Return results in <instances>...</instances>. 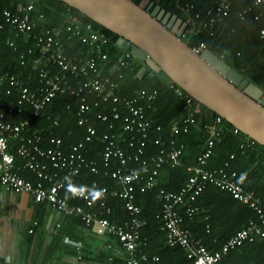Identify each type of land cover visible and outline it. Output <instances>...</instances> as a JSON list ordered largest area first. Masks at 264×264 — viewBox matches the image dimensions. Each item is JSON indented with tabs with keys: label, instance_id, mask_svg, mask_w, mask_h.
<instances>
[{
	"label": "built area",
	"instance_id": "2783aa9c",
	"mask_svg": "<svg viewBox=\"0 0 264 264\" xmlns=\"http://www.w3.org/2000/svg\"><path fill=\"white\" fill-rule=\"evenodd\" d=\"M238 1L242 2V5L235 6L234 10L233 0H213L212 5L205 6L193 15L185 14L182 18L186 21V27L182 35L202 30L212 35L214 25L221 18L232 27L233 18L253 21L264 17V0ZM0 14L11 26L14 34L32 33L40 56L51 60L61 70V73H51L46 67H39L34 88L9 71L0 73V189L28 193L34 201L47 203L59 214L69 213L78 216L97 234H110L116 237L120 243V252L126 253L123 256L125 264H146L149 258L155 264H160L157 254L149 256L141 250L146 241L141 237L144 219L141 216L140 205L135 202L136 190L144 191L157 184L158 170L163 162L179 163L183 144H177L173 135L188 131L189 124L194 122L193 113L200 110L199 106L194 105L179 124L175 123L172 126L168 143L159 137L155 139L161 147L159 152L151 157L153 166L148 167L147 160L141 159L139 155L143 151L144 138L153 125L152 118L146 114V108L155 109L151 101L155 98L157 90L140 87L133 89L130 95H119L116 92L119 81L100 72L101 64L108 60L103 47L110 42V37L95 27L91 21L83 20L69 9L62 13L58 12L57 17H48L32 1L18 2L15 9L4 7ZM2 24L0 22V27ZM259 34L264 35V27L260 28ZM73 38L88 47L87 56L74 58L68 55L65 47H72ZM9 45L13 49L16 48L13 40H9ZM191 47L200 52L206 45L200 42ZM31 51L29 48L28 52ZM216 54L221 59L225 57L222 52ZM132 55L135 56L130 49L123 48L117 62L126 65ZM38 62L39 58H36L35 63ZM66 72L75 76L81 75V79L73 84L68 80ZM65 91L73 95L78 102L77 123L84 127L83 138L71 143L67 150L62 148L60 136L50 135L44 146L42 134L30 129V118L41 115L52 98L58 92ZM176 91L181 92L180 88H176ZM192 98L191 95L186 97L187 105L192 103ZM107 104H110L112 118L121 116L118 105L125 109L122 126L124 130L130 131L131 135L128 139L122 137V140L127 139L129 145L138 142L137 153L126 155L113 135L103 131L101 138L104 140V146L100 169L104 174L116 179L119 186L109 188L98 184L96 180L86 184L72 182L70 177L77 174L82 167L92 173L99 172L98 162L86 157V141H91L96 133V127L86 112L92 106L103 108ZM24 113H27V116L17 121L13 120L15 115ZM95 117L106 121L109 119V113L97 111ZM47 118L56 125L60 116L57 113L53 115L49 113ZM222 118L216 114L213 123L208 127L209 136L205 148L197 155L196 164L188 167L190 174L183 185L176 190L164 187L158 190L162 202L160 230L163 231L168 244L181 248L185 257L189 259V264H219L230 248L245 240H253L255 236L264 235V200L236 181V173L227 168V160L221 166L206 167L212 153L214 138L222 129ZM112 126L113 123L108 121V127ZM159 128L160 125H156V129ZM238 130L236 127L233 129L234 132ZM247 137L248 143L254 142V139ZM11 142L15 143L14 151L9 149ZM230 157H233V153ZM112 158L117 160L113 168L110 167ZM129 160L140 161L143 172L129 163ZM23 170L30 171L34 179L22 175ZM210 183L228 190L234 198L248 204L258 214V221L250 220L247 226L236 230L215 249L206 247L185 224L186 217L192 219L199 211L197 202ZM110 196L124 200V207L129 213L127 218L119 222L111 218L113 209L107 202ZM72 198L79 199L80 202L71 201ZM208 227L207 224L206 228ZM75 244L80 246L81 242L75 241ZM112 258L113 256H110V259ZM111 264L116 262L112 261Z\"/></svg>",
	"mask_w": 264,
	"mask_h": 264
},
{
	"label": "trees",
	"instance_id": "16d2710c",
	"mask_svg": "<svg viewBox=\"0 0 264 264\" xmlns=\"http://www.w3.org/2000/svg\"><path fill=\"white\" fill-rule=\"evenodd\" d=\"M32 1L35 5L48 17L59 10L69 9L76 13L83 20H88L100 30L104 31L109 37L110 42L107 43L103 50L107 52L108 60L101 64V74L108 75L119 81L116 92L119 95H130L135 88L144 87L147 89L155 88L157 94L152 99L151 104L155 106L154 110L146 108V114L153 120V125L144 138L143 151L140 158L146 159L148 167L153 166L152 156H155L161 147L155 142L158 137L168 143L169 133L172 126L179 124L181 119L189 113L194 105L199 106V111L193 113L194 122L189 124L187 132H179L173 135L174 141L183 144L182 153L179 163L171 164L165 161L159 167L157 174V184L149 187L144 191L136 190L135 202L141 207V216L144 223L141 228V237L146 241V245L141 246V250L148 253L149 256L157 254L160 264H189L187 259L178 245H170L166 242L163 231L160 230V212L162 202L158 193L160 187L176 190L185 182L190 174L189 166L196 164L197 155L205 148L206 139L209 136L208 127L213 123L216 113L192 98V103L187 105L186 97L189 95L185 90L162 71L155 72L146 67L141 74H138L143 62L135 56L128 58L126 65H120L118 58L123 53V48L116 43L117 34L101 24H98L76 8L67 5L62 0H0V10L4 7L15 9L18 2ZM56 1H58L56 4ZM141 4L142 0H134ZM160 4L166 10L176 13L184 17L185 14L193 15L195 12L202 10L207 5H212L213 0H148ZM242 2L233 0L235 6L239 7ZM59 12V11H57ZM62 12V11H60ZM0 73L9 71L20 77L25 83L34 88L37 84L36 73L39 67H46L51 73H61L59 67L44 56H40L38 47L32 37V33L14 34L11 26L6 23L0 14ZM234 23L230 27L224 18L217 21L214 25V33L209 35L205 31L198 33L186 32L182 35L183 39L190 45L195 46L200 42H204L206 47L214 52L224 53V59L238 69L242 74L250 80L257 83L264 89V35L260 36L259 30L264 27V17L248 21L232 19ZM9 40H13L16 48L13 49L9 45ZM72 47H65L68 55L79 58L89 54L88 47L73 38L71 40ZM31 48L32 51L28 52ZM22 55V57H20ZM36 58L39 62L35 63ZM23 62L21 63V60ZM71 83H76L81 79V75L75 76L69 72L65 73ZM120 74V76H118ZM180 88L181 92L176 91ZM5 98H3V101ZM91 100V98H89ZM121 116L112 118L110 114V104L103 108L92 106L86 115L96 127V133L92 136L91 141H86V157L95 159L99 165V172L92 173L87 168H80L79 172L70 177V180L79 184L90 183L96 180L100 185L107 187H118L119 183L116 179L104 174L101 168V154L104 146V140L101 133L107 131L113 135L123 148L126 155L137 153L138 142L129 145L127 139L131 135L130 131L123 129V115L125 109L118 105ZM78 102L69 92H58L52 100L46 105L44 111L39 116L30 118V129L41 133L43 136L42 145H46L47 138L50 135L60 136L62 139V148L67 150L69 145L83 138L84 127L77 123ZM97 111H105L109 113V119L101 121L95 117ZM59 114V122L54 125L47 114ZM27 116V113L18 114L13 120H19ZM108 121L113 123L112 127H108ZM156 125H160L156 129ZM222 129L214 138L212 153L209 156L206 167H218L223 165L224 161H228L227 168L234 170L235 179L246 190L252 191L255 195L264 200V146L254 140L248 143L247 135L238 130L234 132V126L222 118ZM138 136V135H136ZM126 137V140H122ZM242 144V146H241ZM15 143L11 142L9 149L14 151ZM233 153V157L230 154ZM134 167L142 171L143 165L140 161L129 160ZM116 158H112L110 167H115ZM143 172V171H142ZM21 174L27 178L34 179V175L23 170ZM62 174H65L62 172ZM71 201L80 202L79 199H71ZM107 202L112 206V219L119 222L128 217L129 213L124 207V200L120 197L110 196ZM200 207L192 219L185 218L186 226L192 231L193 235L198 238L209 249L218 248L236 230L247 226L250 220L258 221V214L248 204L234 198L232 194L214 184H208L201 193L198 200ZM66 216L74 217L76 222H81L78 216L66 213ZM82 223V222H81ZM209 225L206 228V225ZM112 244L120 243L116 237H112ZM112 245V246H113ZM75 251L79 264H125L123 256H118L109 260L104 252L94 251L90 245H80ZM146 264H155L150 258ZM219 264H264V235L255 236L253 240H245L241 244L230 248L221 258Z\"/></svg>",
	"mask_w": 264,
	"mask_h": 264
},
{
	"label": "water",
	"instance_id": "95a60500",
	"mask_svg": "<svg viewBox=\"0 0 264 264\" xmlns=\"http://www.w3.org/2000/svg\"><path fill=\"white\" fill-rule=\"evenodd\" d=\"M62 1L115 32L116 43L143 62L138 74L146 67L162 71L264 146V89L210 48L195 51L182 37L186 21L181 16L153 1L145 6L134 0Z\"/></svg>",
	"mask_w": 264,
	"mask_h": 264
},
{
	"label": "crops",
	"instance_id": "0c3cea01",
	"mask_svg": "<svg viewBox=\"0 0 264 264\" xmlns=\"http://www.w3.org/2000/svg\"><path fill=\"white\" fill-rule=\"evenodd\" d=\"M66 215L34 201L28 193L0 189V264H79L75 241L104 252L109 260L123 256L120 246L112 244L114 236L102 234L100 240L95 238L96 244L92 236L98 234L93 229Z\"/></svg>",
	"mask_w": 264,
	"mask_h": 264
},
{
	"label": "rangeland",
	"instance_id": "374dc122",
	"mask_svg": "<svg viewBox=\"0 0 264 264\" xmlns=\"http://www.w3.org/2000/svg\"><path fill=\"white\" fill-rule=\"evenodd\" d=\"M57 2H58V1H56V4H58ZM58 5H59V4H58ZM141 5H142V6H145L146 3L143 2V1H141ZM55 6H56V5H55ZM55 6H54L55 10H57V11H59V12H60V11L63 12V9H64V8H60V9L58 10ZM60 13H61V12H60ZM135 57H136V56H135ZM138 60H139V59H138ZM139 61H140V60H139ZM102 236H103L102 234H98V235H93L92 238H93V239L98 238V239L100 240ZM98 239H95V240H96V244H97V242L99 241Z\"/></svg>",
	"mask_w": 264,
	"mask_h": 264
},
{
	"label": "flooded vegetation",
	"instance_id": "af4514ba",
	"mask_svg": "<svg viewBox=\"0 0 264 264\" xmlns=\"http://www.w3.org/2000/svg\"><path fill=\"white\" fill-rule=\"evenodd\" d=\"M168 22V21H167ZM173 24H171V26H172Z\"/></svg>",
	"mask_w": 264,
	"mask_h": 264
}]
</instances>
